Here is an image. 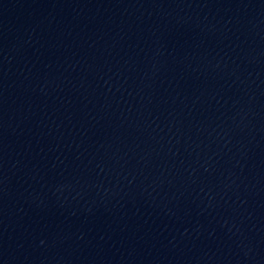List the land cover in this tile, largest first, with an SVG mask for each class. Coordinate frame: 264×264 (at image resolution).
<instances>
[{
  "label": "water",
  "instance_id": "95a60500",
  "mask_svg": "<svg viewBox=\"0 0 264 264\" xmlns=\"http://www.w3.org/2000/svg\"><path fill=\"white\" fill-rule=\"evenodd\" d=\"M0 264H264V0H0Z\"/></svg>",
  "mask_w": 264,
  "mask_h": 264
}]
</instances>
